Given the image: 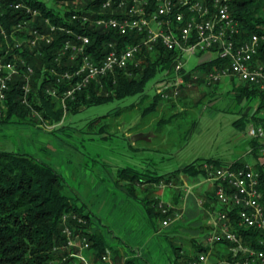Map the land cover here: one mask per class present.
Listing matches in <instances>:
<instances>
[{"label": "built area", "instance_id": "2783aa9c", "mask_svg": "<svg viewBox=\"0 0 264 264\" xmlns=\"http://www.w3.org/2000/svg\"><path fill=\"white\" fill-rule=\"evenodd\" d=\"M233 1L103 0L97 8H73L66 15L62 10L61 18L52 20L28 0H0V118L7 112L11 85L16 84L18 102L29 110L33 124L57 127L79 93L91 84L101 89L104 80L114 82L115 74H130L126 71L131 67H144L148 54L159 49L178 54L172 71L154 83L162 100L175 101L183 90L209 89L224 79L257 93L255 112L261 105L257 112L261 120L250 121L245 128L248 139L257 143L255 148L249 143L245 151L251 159L200 163L202 181L211 187L214 203L204 206L208 231L202 249L182 264H264V103L259 97L264 95V30L240 38L238 20L231 13ZM9 12L15 15L9 17ZM1 18L9 21L7 26ZM109 32L114 38H100ZM52 44L57 49L49 65L42 66V94L62 111L55 123L31 102L30 59L44 56ZM189 55L199 56L198 63L213 58L226 63L205 72L190 71L185 66ZM155 198L164 227L180 219L178 210ZM69 220L86 223L76 212L62 215L65 241L58 264H116L107 246L93 260L89 238Z\"/></svg>", "mask_w": 264, "mask_h": 264}, {"label": "trees", "instance_id": "16d2710c", "mask_svg": "<svg viewBox=\"0 0 264 264\" xmlns=\"http://www.w3.org/2000/svg\"><path fill=\"white\" fill-rule=\"evenodd\" d=\"M28 1L40 8L43 14L50 16L52 20H57L61 18L62 10L66 15L68 10L73 8L83 10L89 7L97 8L103 0H55L64 6L62 10L48 7L45 0ZM75 1H77L76 4ZM231 13L238 20L240 38H245L252 32L264 30V0H234ZM8 15L13 17L15 14L9 12ZM1 20L6 26L8 25L9 21L6 18H1ZM103 37L114 38L111 32L101 34L100 38ZM56 46L52 44L48 46V49H45L44 56H32L30 59L34 67L31 82V102L40 114L51 123L61 120L62 111L42 94V88L45 84L42 81V66L44 63L49 65L51 53L57 49ZM177 55L175 51L164 49L149 53L144 62V67L139 65L127 69L126 72L130 74L124 71L115 74L114 82L110 78L104 80L101 89L91 84L89 88L79 93L74 101L68 103L69 111L75 112L82 107L103 103L112 98H124L142 93L151 78L159 73L162 76L165 72L172 71ZM220 63H226V61L213 58L211 61L198 63L189 70L200 69L205 72L214 66L220 65ZM234 90L237 96H257L255 91L248 90L247 85H239L237 88L234 87ZM186 91L183 90L177 98L182 101L183 106L190 102ZM9 92L8 109L5 116L0 118V122H9L10 118L14 116L19 121L31 123L32 117L29 115V110L18 102L19 89L16 84L11 85ZM259 97L262 100L261 102L264 103V99H262L264 95L261 94ZM160 100H162L160 95L154 93L144 110L147 112L156 110ZM170 106L175 107V104L171 103ZM259 107L247 121L260 122L261 119L257 115ZM174 115L172 114L168 118L171 119ZM168 118L160 117L159 120L165 121ZM236 124H239L238 121ZM250 144L255 148L257 143L250 140ZM203 160L222 164V162L213 158H195V160L182 166L179 172L190 177L202 176L203 171L200 169V163ZM116 176L118 179H127L130 182L141 181L142 179L141 174L132 167L117 169ZM170 178V176L163 175L149 176L147 181L157 184L162 179L167 184ZM64 181L62 175L53 165L38 160L29 153L0 150V264H58L64 252L60 247L65 241L61 232V217L70 211L76 212L86 219L85 224L73 220L69 221L77 229L86 233L89 238L93 260H96L102 254L104 247H109L101 233L89 230L92 225L91 215L84 212V204H77L76 197L64 192ZM210 197H212V193ZM156 204L157 199L154 197L145 202L149 215L163 218ZM172 248L177 262V258L180 257L178 254L179 249L175 245H172ZM115 254V251L112 250L113 257ZM183 256L184 260L192 257ZM124 264L138 263L134 257L126 260Z\"/></svg>", "mask_w": 264, "mask_h": 264}, {"label": "rangeland", "instance_id": "374dc122", "mask_svg": "<svg viewBox=\"0 0 264 264\" xmlns=\"http://www.w3.org/2000/svg\"><path fill=\"white\" fill-rule=\"evenodd\" d=\"M45 2L48 7L54 9L64 8L55 0ZM199 60V56L189 55L185 66L190 69L198 64ZM159 76L160 73L151 78L140 94L112 98L103 103L82 107L75 112L69 111L63 117L62 124L57 127L46 128L33 122L19 121L12 116L9 122H0V150L26 152L38 160H49V164L53 165L65 180L67 186L64 192L69 195L75 194L74 192H78L84 185L88 187L92 177H89L90 182L81 179L79 166H76V163H67L63 152L86 154L83 162L87 165L82 164L92 172L94 152H116L122 155L128 152L127 144L131 137L125 135V130L129 126H132V134H138L140 131L149 133V141L137 146L148 148L146 151L149 162H156L159 170L187 164L195 158L235 159L241 152H245L248 140L245 128L258 100L257 96H237L234 93L233 81L224 79L209 89L194 87L187 90L190 102L185 106L179 99L160 100L156 110L147 112L144 108L155 93L154 83ZM234 82L236 83V80ZM171 103H174L175 107L170 106ZM162 104H167L169 108H162ZM172 114H175L174 117L169 119ZM160 117L169 118L163 121L159 120ZM237 121L239 124H236ZM100 135L108 138H95ZM95 225V231L102 234L99 226ZM179 232L174 240L172 237L160 240L157 238L155 253L159 256H151V264L153 261L157 264H173L175 258L172 245L186 248L188 243L186 240L189 234ZM163 233L168 234L169 231ZM172 235L173 233L170 234Z\"/></svg>", "mask_w": 264, "mask_h": 264}, {"label": "crops", "instance_id": "0c3cea01", "mask_svg": "<svg viewBox=\"0 0 264 264\" xmlns=\"http://www.w3.org/2000/svg\"><path fill=\"white\" fill-rule=\"evenodd\" d=\"M230 81L232 82V80ZM238 86L234 83L233 88ZM254 105L253 111L255 112L256 104ZM161 107L169 108L167 104H162ZM131 127L129 126L125 130V135L131 137L127 144L128 152L123 155L116 152H108V154L94 152L91 163V167H94V169L91 168L92 172L82 164L86 154L78 152L76 155L63 152L67 163H76V166H79L81 179L90 182L89 177H92L88 187L80 186L78 192H74L75 194L72 196L76 197L77 204H84L85 211L91 215L92 225L89 230L95 231L97 229L95 224L102 230L107 245L116 253L114 256L116 264H124L126 260L134 257L138 264H151L150 257L159 256L155 253L158 246L157 238L159 237L160 240V238L171 239L170 237H172L174 240L180 234L179 231L189 234L186 248L181 245L176 246L179 249L180 257L177 258V262L174 259L173 264H182L183 255H194L202 249L205 243L208 228L205 222L207 214H205L204 206L205 203H214L213 198L210 197L211 187L203 182L199 175L190 177L179 172V169L185 164L167 170L161 168L159 170L156 162L150 164L148 151H146L148 148L137 146L139 143L143 144L149 141V133L140 131L138 134H132ZM95 138L100 140L108 137L100 135ZM249 143L248 139L246 149L250 145ZM111 148L110 145V150ZM241 153L235 159L242 156L244 159H251L249 155H244L245 152ZM213 159L219 160L222 164L235 160ZM46 161L50 163L49 160ZM84 165L87 163L85 162ZM122 167L134 168L141 174V181L130 182L127 179H118L116 171ZM161 175L171 177L168 185L163 188L157 186L159 182L163 181L162 179L157 184L147 181L149 176ZM65 186H67L66 183ZM155 196H159L163 202L170 204L174 210H178L181 213L180 219L164 227L161 223L162 218L149 215L145 202ZM166 230L173 235L163 233ZM177 230H179L178 233ZM114 241L118 243H114ZM152 263L157 264L155 261Z\"/></svg>", "mask_w": 264, "mask_h": 264}]
</instances>
